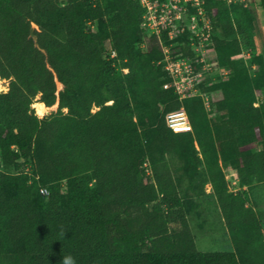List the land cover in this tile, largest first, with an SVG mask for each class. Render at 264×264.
<instances>
[{
    "label": "trees",
    "instance_id": "16d2710c",
    "mask_svg": "<svg viewBox=\"0 0 264 264\" xmlns=\"http://www.w3.org/2000/svg\"><path fill=\"white\" fill-rule=\"evenodd\" d=\"M204 9L215 64L229 70L200 88L209 110L164 88L167 34L141 27L139 0H0V264H264L263 214L244 190L264 182V71L251 77L234 58L252 18L244 2ZM37 96L57 110L39 118ZM180 109L191 132L166 124ZM206 185L232 252L196 247L187 214Z\"/></svg>",
    "mask_w": 264,
    "mask_h": 264
},
{
    "label": "rangeland",
    "instance_id": "374dc122",
    "mask_svg": "<svg viewBox=\"0 0 264 264\" xmlns=\"http://www.w3.org/2000/svg\"><path fill=\"white\" fill-rule=\"evenodd\" d=\"M244 4L249 10L252 18V29L250 32L249 41H247V43L241 41L240 53L234 58L238 59L240 61L241 67L246 68L248 70L249 75L253 77L258 67H261V70L264 71V13L260 0H245ZM32 26L33 28H36L35 25ZM89 27L92 30H96V23L91 24ZM214 36L218 37L219 34L217 32H213L211 28L210 37L204 41L202 46H199L200 44L194 43V48L189 40L187 33L182 34V36L178 40L166 41L170 55L169 59L178 60L187 58L188 62L192 64L194 72L201 71V76L197 77V80H200V83L197 87V93L202 92L200 91V88L212 86L214 85L212 82L220 80L222 78L221 75L215 73L214 70L207 71L205 68H203V63L199 64L197 62L198 60L204 57V59L209 62L212 68H216L215 66L217 65L215 64V55L213 52ZM237 37L242 40L240 36ZM106 47L107 49L109 48L108 44H106ZM201 50L205 51L203 57L199 55L201 54ZM256 58L260 60L259 64L256 63ZM126 72L127 70L124 69V73ZM0 83V93L6 92L8 80L0 78ZM61 88L62 86L60 84H57V89L60 90ZM38 100L39 96L34 99L33 104ZM210 100L211 98L209 95V101ZM262 101H264V86L261 88L260 92L257 93L256 105L257 103H260ZM33 104L32 108L36 113ZM55 105L56 106L54 108L48 107V110L44 116L54 113L57 110V103ZM96 109L97 108L94 107L92 111H95ZM63 112H66V110H63ZM44 116L38 117L43 118ZM208 118L212 120L214 118V115L208 112ZM31 169V162L26 161L23 170L24 172L29 173L30 182L33 183V179L31 177ZM222 169L226 177L229 189L231 190L234 186L231 184L233 176L231 175L230 168L228 165L223 164ZM38 185L39 184H34V193L37 192ZM182 186L183 188H185V182H183ZM244 190L246 191L245 195L248 204L253 206L256 210L262 212L264 221V182L255 183V185L251 189L247 190L245 188ZM205 192V196L199 199H192L191 202H193V204H195L196 206L193 207L192 212L187 214V219L191 231L193 233L197 249L202 252H210L217 251L218 249L224 247L225 241L223 240V238L225 234V226L219 208L212 194L210 185L205 186Z\"/></svg>",
    "mask_w": 264,
    "mask_h": 264
},
{
    "label": "built area",
    "instance_id": "2783aa9c",
    "mask_svg": "<svg viewBox=\"0 0 264 264\" xmlns=\"http://www.w3.org/2000/svg\"><path fill=\"white\" fill-rule=\"evenodd\" d=\"M233 2H244L245 0H227ZM141 6L145 9L141 27L149 34H154L158 38L165 31L168 40H178L182 34L187 33L189 40L193 46L194 43L202 46L205 40L210 37L211 20L204 9V0H139ZM164 54L163 63L164 70L167 72L171 83L165 85L164 88L172 86L180 99L199 96L205 108L210 109L209 94L206 92H198L197 87L200 80L197 77L201 76V71L194 72L192 64L187 58L171 60L169 59V51L167 44L160 41ZM195 51V50H193ZM204 50H201V57L204 55ZM198 55V56H199ZM114 56V53H112ZM203 63V68L207 71L214 70L215 73L221 75V79L212 82L216 84L225 80L229 75V70L220 66L212 68L209 62L203 58L197 61ZM8 86L6 87V91ZM166 124L173 132H191V126L187 120L185 111L172 112L166 115ZM144 167H148V163H144ZM147 173L149 169H146ZM233 180L231 184L234 186L231 191L237 192L240 190L238 186V177L236 172L230 168ZM37 191L41 195H47L48 190L45 187H38ZM262 233L264 236V223L262 225Z\"/></svg>",
    "mask_w": 264,
    "mask_h": 264
},
{
    "label": "bare ground",
    "instance_id": "6f19581e",
    "mask_svg": "<svg viewBox=\"0 0 264 264\" xmlns=\"http://www.w3.org/2000/svg\"><path fill=\"white\" fill-rule=\"evenodd\" d=\"M55 106L56 105L54 104L53 106H51V108H54ZM33 107L35 108L36 114L38 116H44L48 110V107H46L43 103L39 102V100L33 104Z\"/></svg>",
    "mask_w": 264,
    "mask_h": 264
},
{
    "label": "crops",
    "instance_id": "0c3cea01",
    "mask_svg": "<svg viewBox=\"0 0 264 264\" xmlns=\"http://www.w3.org/2000/svg\"><path fill=\"white\" fill-rule=\"evenodd\" d=\"M223 240L225 241L224 247H222L221 249H218L217 251L232 252L233 246H232L229 234H228L226 229H225V234H224Z\"/></svg>",
    "mask_w": 264,
    "mask_h": 264
},
{
    "label": "clouds",
    "instance_id": "9594fccd",
    "mask_svg": "<svg viewBox=\"0 0 264 264\" xmlns=\"http://www.w3.org/2000/svg\"><path fill=\"white\" fill-rule=\"evenodd\" d=\"M62 264H76V261L72 256L66 255L62 260Z\"/></svg>",
    "mask_w": 264,
    "mask_h": 264
}]
</instances>
